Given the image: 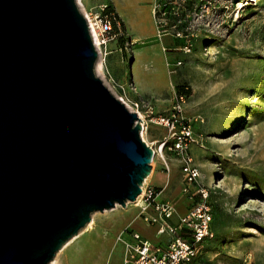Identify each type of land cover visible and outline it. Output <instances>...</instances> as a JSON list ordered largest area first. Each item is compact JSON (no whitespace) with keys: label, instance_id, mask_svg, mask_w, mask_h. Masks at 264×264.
<instances>
[{"label":"rangeland","instance_id":"1","mask_svg":"<svg viewBox=\"0 0 264 264\" xmlns=\"http://www.w3.org/2000/svg\"><path fill=\"white\" fill-rule=\"evenodd\" d=\"M77 1L93 20L113 5ZM147 6L130 4L128 23L135 21L145 32L131 25L128 32L122 23V34L99 53L100 77L131 110L139 108L142 135L155 147L171 132L152 116L168 114L175 91L188 90L185 114L195 130L190 153L201 172L190 193L198 185L209 189L215 231L193 264H264V0H154L155 18ZM138 34L142 41L133 42ZM152 166L147 182L162 187L160 197L186 212L194 202L182 190L181 158L165 148L154 155ZM103 211H94V223L49 264H123L118 233L127 225L153 241L169 238L144 221L135 201Z\"/></svg>","mask_w":264,"mask_h":264},{"label":"water","instance_id":"2","mask_svg":"<svg viewBox=\"0 0 264 264\" xmlns=\"http://www.w3.org/2000/svg\"><path fill=\"white\" fill-rule=\"evenodd\" d=\"M98 60L77 0H0V264H49L142 192L154 148Z\"/></svg>","mask_w":264,"mask_h":264},{"label":"built area","instance_id":"3","mask_svg":"<svg viewBox=\"0 0 264 264\" xmlns=\"http://www.w3.org/2000/svg\"><path fill=\"white\" fill-rule=\"evenodd\" d=\"M93 22L91 33L93 38L97 36L99 39L96 46L100 53L102 47L108 46L109 42L122 34V22L117 19L115 12L106 11L97 15ZM187 98L186 92L175 91L169 113L152 116L154 122L168 127L171 132L169 136L160 140L158 147L153 144L152 146L154 155L157 152L163 154L164 149L167 148L181 158L185 179L182 190L190 194L189 197L194 204L186 212L179 213L173 200L160 197L162 187L150 182L143 183L142 192L135 200L140 209L139 215L144 221L156 224L158 233H168L169 238L166 241H153L131 225L125 226L118 233V239L124 242L123 264H193L204 240L215 235L212 226L214 210L209 201V189L198 185L196 191L190 193L191 185L198 181L201 172L190 153V144L195 141V130L192 117L185 114ZM139 105V102H136V106ZM146 106L149 112H154L150 104ZM135 111L140 114L139 108ZM141 122L144 127V120ZM196 193L200 194V199L195 201ZM176 216L177 221H173ZM125 233L129 234L128 238H124Z\"/></svg>","mask_w":264,"mask_h":264},{"label":"crops","instance_id":"4","mask_svg":"<svg viewBox=\"0 0 264 264\" xmlns=\"http://www.w3.org/2000/svg\"><path fill=\"white\" fill-rule=\"evenodd\" d=\"M112 1V6L114 7L115 11L118 13L119 17L121 18V21L122 23L124 24V26L126 27V29L128 30V32H130L129 28H130V25L131 27L134 28V30L138 31L139 29V32L143 35L144 32H145V27L144 26H139L135 23V21H132V23H128L129 19H131L132 17V9L130 7V4L131 3H136L141 1L143 3H147L149 6L148 7V10L150 11V13L152 14V16L155 18V12H154V0H111ZM133 18V17H132ZM138 28V29H137ZM133 30V31H134ZM140 34H138L137 36H133L134 39H133V42H137V41H142L140 39L141 36H139ZM115 41V40H113ZM111 41V42H113Z\"/></svg>","mask_w":264,"mask_h":264},{"label":"bare ground","instance_id":"5","mask_svg":"<svg viewBox=\"0 0 264 264\" xmlns=\"http://www.w3.org/2000/svg\"><path fill=\"white\" fill-rule=\"evenodd\" d=\"M87 17L89 18V22L91 23V29H92V26L94 27V22H93V19L90 17L89 14H87ZM93 31V29H92ZM94 39H95V43H99V39L97 36H94ZM136 42V41H135ZM96 70H97V74L99 76H103L104 74V64H103V61L100 59L98 60L97 62V65H96ZM121 99L126 103V105L131 109V106L121 97ZM140 117H142V114L140 113L139 115ZM145 125V123H144ZM145 128V126L143 127V129ZM143 137H144V134H143ZM145 139V137H144ZM149 177L147 176V178L145 179L144 183H146L148 181ZM94 223V218L91 220V222L87 225V228L90 227L92 224Z\"/></svg>","mask_w":264,"mask_h":264},{"label":"trees","instance_id":"6","mask_svg":"<svg viewBox=\"0 0 264 264\" xmlns=\"http://www.w3.org/2000/svg\"><path fill=\"white\" fill-rule=\"evenodd\" d=\"M105 11L106 12H115V15H116V17H117V19H120L121 20V18L119 17V15H118V13L115 11V9H114V7L112 6V5H107V7H106V9H105ZM122 22V21H121ZM115 25H116V20H115ZM182 25H180V27H181ZM184 30V29H183ZM185 33H187V32H185ZM179 91H184V88L182 87H180L179 88ZM186 93L188 92V90H186L185 91ZM198 256V255H197Z\"/></svg>","mask_w":264,"mask_h":264}]
</instances>
